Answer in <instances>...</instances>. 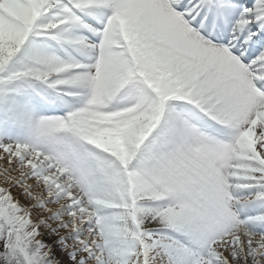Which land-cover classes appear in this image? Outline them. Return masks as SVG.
<instances>
[{
  "label": "snow or ice",
  "instance_id": "obj_1",
  "mask_svg": "<svg viewBox=\"0 0 264 264\" xmlns=\"http://www.w3.org/2000/svg\"><path fill=\"white\" fill-rule=\"evenodd\" d=\"M0 264H264V0H0Z\"/></svg>",
  "mask_w": 264,
  "mask_h": 264
}]
</instances>
